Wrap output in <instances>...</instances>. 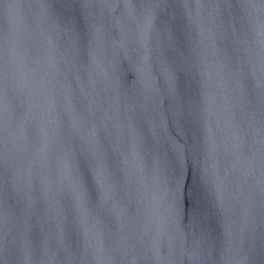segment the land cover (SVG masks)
<instances>
[{
    "label": "water",
    "instance_id": "obj_1",
    "mask_svg": "<svg viewBox=\"0 0 264 264\" xmlns=\"http://www.w3.org/2000/svg\"><path fill=\"white\" fill-rule=\"evenodd\" d=\"M0 264H264V197L160 0H0Z\"/></svg>",
    "mask_w": 264,
    "mask_h": 264
}]
</instances>
